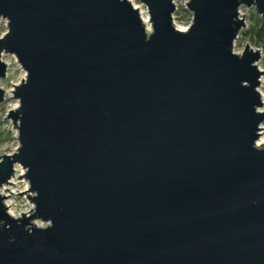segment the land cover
Wrapping results in <instances>:
<instances>
[{
  "label": "water",
  "instance_id": "1",
  "mask_svg": "<svg viewBox=\"0 0 264 264\" xmlns=\"http://www.w3.org/2000/svg\"><path fill=\"white\" fill-rule=\"evenodd\" d=\"M139 1L150 31L129 0H0V78L25 72L0 186L21 166L33 205L0 193V264H264V70L233 51L264 0H188L185 30Z\"/></svg>",
  "mask_w": 264,
  "mask_h": 264
},
{
  "label": "rangeland",
  "instance_id": "2",
  "mask_svg": "<svg viewBox=\"0 0 264 264\" xmlns=\"http://www.w3.org/2000/svg\"><path fill=\"white\" fill-rule=\"evenodd\" d=\"M133 6L139 5L141 6L138 10L143 11V14H147L146 6L141 3L139 0H129ZM188 0H177V8L173 13V24L178 29L186 28L191 22V13L187 10L186 4ZM240 9V17L243 15L244 19V26L240 29L237 38L234 41L233 51L236 53L241 52L243 47L248 43L251 48L259 49L260 50V58L256 62V65L259 70H264V26L262 24V19L260 16L255 15V8L254 6H244L241 5ZM6 31V21L0 18V36H2ZM260 34V36H259ZM263 34V35H262ZM2 61L10 62V65H7V74L4 78H0V87L5 90V99L0 102V155L11 153L16 146L18 145L17 142V133L14 130V125L12 124L11 120L8 119L7 113L10 109H13L17 106V100L12 95L13 85L18 84L22 79L25 78V72L17 63L16 57L14 54L3 53L1 55ZM260 85L258 86L259 90L262 91L264 96V73L259 77ZM264 100V97H263ZM264 105V104H263ZM258 109H261L258 108ZM264 107L262 108V111ZM6 117V118H5ZM260 127L264 128V122L260 124ZM264 129H259L258 133H261ZM259 137L261 135L259 134ZM258 137V138H259ZM263 140H264V133H263ZM257 141V140H256ZM264 147V145H261ZM1 158V156H0ZM14 174L10 178L9 182L14 184L5 183L2 184L8 186V188L12 191V194L9 196L4 197V201L6 199H10L11 202L14 203V207L12 212L18 216H21V213L29 214L32 203L27 198V192L25 191L28 188L27 181L24 178H17L19 175V169H22L21 166L16 165L14 167ZM0 186V188H1ZM22 194H17L23 192ZM8 211V210H7ZM17 216V217H18ZM32 223L43 226V223L40 220H32Z\"/></svg>",
  "mask_w": 264,
  "mask_h": 264
},
{
  "label": "bare ground",
  "instance_id": "3",
  "mask_svg": "<svg viewBox=\"0 0 264 264\" xmlns=\"http://www.w3.org/2000/svg\"><path fill=\"white\" fill-rule=\"evenodd\" d=\"M134 7H136L137 9H139L141 6H139V5H135ZM140 16H141V19H142V22H143V24H144V26H145V29L147 30V31H150V21H149V18H148V15L147 14H143V11L142 10H140ZM181 30H182V28H181ZM254 49V48H253ZM254 50H256V49H254ZM258 51H259V53H260V50L259 49H257ZM6 63V65H10V62H8V61H6L5 62ZM259 82H260V80H259ZM259 85H260V83H259ZM258 85V86H259ZM258 86H257V91L259 92V94H260V98H261V102H262V105H261V109H258L259 111H262V108L264 107V100H263V93H262V91L261 90H259V88H258ZM260 129L262 130V129H264L263 127H260ZM14 130H15V132H16V128L14 127ZM263 133H264V131H261V137H259L258 139H257V141L255 142L256 143V145L257 146H261L260 144L261 143H263L264 144V140H263ZM23 173V169H19V176L21 175ZM4 189H8V191H5ZM0 193H1V195H4V196H9L10 194H12V191L8 188V186H6V185H3V186H1V188H0ZM5 205H6V207L9 209L8 210V212H9V214H11V215H13V216H18V215H16V214H14L13 212H12V209H13V207H14V203L13 202H11V200L10 199H6L5 200Z\"/></svg>",
  "mask_w": 264,
  "mask_h": 264
},
{
  "label": "built area",
  "instance_id": "4",
  "mask_svg": "<svg viewBox=\"0 0 264 264\" xmlns=\"http://www.w3.org/2000/svg\"><path fill=\"white\" fill-rule=\"evenodd\" d=\"M176 3V2H175ZM176 8H177V3H176ZM238 11H239V16L241 15V13H240V9H238ZM188 27V26H187ZM186 27V28H187ZM186 28H183L182 30H185ZM5 202V201H4ZM5 204V203H4ZM6 206V205H5ZM7 208V207H6ZM7 210H9L8 208H7ZM9 213V212H8ZM13 216V215H12ZM14 217H17V216H14Z\"/></svg>",
  "mask_w": 264,
  "mask_h": 264
},
{
  "label": "trees",
  "instance_id": "5",
  "mask_svg": "<svg viewBox=\"0 0 264 264\" xmlns=\"http://www.w3.org/2000/svg\"><path fill=\"white\" fill-rule=\"evenodd\" d=\"M262 21V24H263V26H264V20H261ZM263 35V34H262ZM259 36H260V34H259Z\"/></svg>",
  "mask_w": 264,
  "mask_h": 264
}]
</instances>
